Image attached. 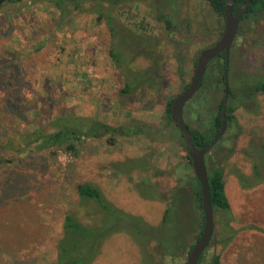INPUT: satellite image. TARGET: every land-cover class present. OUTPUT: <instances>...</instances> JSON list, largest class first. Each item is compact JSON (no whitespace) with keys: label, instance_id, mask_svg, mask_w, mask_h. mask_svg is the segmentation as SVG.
Instances as JSON below:
<instances>
[{"label":"rangeland","instance_id":"rangeland-1","mask_svg":"<svg viewBox=\"0 0 264 264\" xmlns=\"http://www.w3.org/2000/svg\"><path fill=\"white\" fill-rule=\"evenodd\" d=\"M53 1L0 7L1 144L8 142L7 135L13 138L5 154L11 161L0 170V264L55 263L70 211L106 233L91 257L87 245L86 264H187L199 232L197 221L195 226L189 221L196 218L186 198L193 170L166 104L190 83L200 52L220 39L224 17L206 0H174L163 7L138 0L114 7L110 18L117 30L112 34L106 19L70 6L61 10ZM159 9L177 16L178 32L157 20ZM112 47L124 62L112 57ZM243 72L264 76V11L241 23L232 47L230 85L242 99L248 87ZM126 83L133 87L122 94ZM223 95L218 70L211 69L185 110L191 128L204 132L210 127ZM242 99L211 156L224 167L230 226L239 231L224 247L225 218L215 214L214 236L201 264H213L217 254L221 264H264V94ZM61 113L129 126L130 133L116 135L114 142L108 136L88 138L77 156L60 149L20 150L27 131ZM81 183L98 187L121 213L108 218L97 201L81 198ZM179 198L174 223L166 230L164 212ZM174 230L187 234L185 252L165 255Z\"/></svg>","mask_w":264,"mask_h":264},{"label":"trees","instance_id":"trees-1","mask_svg":"<svg viewBox=\"0 0 264 264\" xmlns=\"http://www.w3.org/2000/svg\"><path fill=\"white\" fill-rule=\"evenodd\" d=\"M22 0H0V7L9 2H20ZM49 2L53 0H47ZM138 0H61V1H53V4L57 8H61V10L66 9L67 7H72L77 10H86L88 12L95 13L97 19L99 21L106 19L109 24L112 34L116 33V28L112 24V19L110 15H113L111 12L114 7H124L131 2ZM156 3L163 7L165 4L173 6L174 0H155ZM246 0H234V11H236ZM209 6L213 9L214 12L224 17V10L226 7V0H206ZM89 3V5H86ZM63 8V9H62ZM254 11V12H252ZM264 11V0H251L249 7L246 10L245 15H243L241 23L250 17H255L258 12ZM159 15H157V20L163 22L170 32H178L180 30L181 21L177 18L176 15H173V12H168L159 9L156 11ZM187 26H190V19H186ZM185 24V23H184ZM182 30V28H181ZM184 41L181 39L179 41V50L178 61L182 64L185 59V51L181 48V45ZM111 55L118 63L124 62L125 58L121 52L115 51L112 47ZM197 61V60H196ZM218 70V78L222 82V86L224 88V79L223 73L225 69V59L224 54L222 53L215 59H213L205 72V75L202 80L201 86L205 84V79L207 77L208 71L210 70ZM242 83L248 84L246 87L245 97H241L239 95L237 88H233L230 85V98L226 107L227 114V122L228 126H230L235 121V111L237 107L241 104L240 101L246 102L247 100L252 99L255 95L264 94V76L251 75L247 72H243ZM248 81V82H247ZM9 84H13L12 81ZM189 83L186 84L184 91L188 88ZM133 85L131 83H126V88H124L121 93H126L132 89ZM183 91V92H184ZM199 91V90H198ZM182 92V93H183ZM198 94V92H197ZM194 95L193 98L185 105L184 108V118H185V110L190 107L191 101L197 96ZM180 95V94H179ZM13 97V95H12ZM177 97V96H176ZM224 98V95H223ZM223 98L218 104V112L211 115L210 127L206 129V131L202 132L198 129H193L188 124L189 128L193 132V139L198 148H204L210 144V142L215 138L217 133L219 132L222 124L221 120V107L223 103ZM173 100H169L166 104V115L170 122L174 123L170 116L171 111V103ZM186 121V120H185ZM175 124V123H174ZM176 125V124H175ZM178 127V125H176ZM179 129V127H178ZM180 130V129H179ZM130 127L125 125H112L105 121L96 118H87L82 115L72 114V113H61L55 117H49L46 121L39 124L34 130L25 133V137H27L24 145L20 147V150L29 149L31 147L35 148L37 151L41 150H63L72 154L73 156H77L80 150V144L83 143L88 138H103L107 137L111 142L116 140V135L118 134H129ZM181 133V131H180ZM182 135V133H181ZM8 136V142L4 145L1 144L0 139V170L1 166L10 162V159H6V148L12 144V136ZM183 136V135H182ZM184 137V136H183ZM185 139V138H184ZM223 139H220V141ZM186 142V141H185ZM34 146V147H33ZM219 146L217 143L216 147ZM212 152L210 151L206 155V164L209 172V180H210V196L211 202L215 210V214H220L225 218V226L227 233L224 235L223 239L220 242L224 247L228 246L239 230L233 229L230 226V221L233 220V216L231 213V203L229 201L227 192H226V180L224 167L220 165V163L212 162ZM188 164L192 169L191 160L188 155ZM213 163V164H212ZM193 170V169H192ZM258 172V171H257ZM191 191L186 194V196L182 197L183 199L188 198L191 201L194 212H195V221L189 218L191 224H194L197 221L199 225V232L196 236L198 239L201 235L203 229L204 222V213L202 210V193H201V185L198 179L196 178L194 172L190 180ZM78 194L81 198H90L99 203V205L107 212L108 218L116 217L121 212L110 206L103 198L101 190L89 183H81L77 186ZM181 199H176L173 205H170L166 208L163 215V225L164 228L169 227L174 223L172 220V214L174 209H177L180 205ZM182 211L179 210V213ZM228 215V217H227ZM189 217V216H188ZM216 222V219H215ZM166 228V230H169ZM173 231V230H172ZM175 231V230H174ZM263 231V230H262ZM63 232L64 235L61 240L58 242V259L53 264H86L89 258H85L87 250V245H90V257L93 255V248L97 245L99 238H103L106 233H98L94 231L93 227L90 225L84 224L81 222L74 212H67L65 215V220L63 224ZM169 231V240L166 245L163 254L165 255H179L182 252H185V246L187 244V234L183 231L178 234ZM84 241V242H83ZM82 245H86L85 249L82 248ZM193 244H190V250L193 247ZM210 245V244H209ZM209 247V246H208ZM86 251V252H85ZM97 251V250H96ZM207 249L205 250V252ZM205 252L201 255L198 264H201L203 260V256ZM90 261V260H89ZM213 264H221L220 255L217 254L213 257Z\"/></svg>","mask_w":264,"mask_h":264},{"label":"water","instance_id":"water-1","mask_svg":"<svg viewBox=\"0 0 264 264\" xmlns=\"http://www.w3.org/2000/svg\"><path fill=\"white\" fill-rule=\"evenodd\" d=\"M250 3L251 0H246L241 7L234 11V0H226V7L223 14L225 23L220 39L214 45L207 47L200 52L188 88L175 97L171 103V119L176 125H178L185 138L193 172L201 185L202 210L204 213L203 229L200 237L196 240L188 254L187 264H198L201 255L211 243L215 232V210L210 196V180L206 164V155L216 146L227 130L228 122L226 107L230 98L231 52L239 32L241 19L246 13ZM222 53L224 54L225 59V69L223 73L224 98L221 107V128L209 145L204 148H198L193 139V132L185 121L184 108L200 89L209 63Z\"/></svg>","mask_w":264,"mask_h":264},{"label":"flooded vegetation","instance_id":"flooded-vegetation-1","mask_svg":"<svg viewBox=\"0 0 264 264\" xmlns=\"http://www.w3.org/2000/svg\"><path fill=\"white\" fill-rule=\"evenodd\" d=\"M252 12H254V11H252ZM258 14H259V12H258ZM245 15V14H244ZM239 33V32H238ZM238 36V35H237Z\"/></svg>","mask_w":264,"mask_h":264}]
</instances>
